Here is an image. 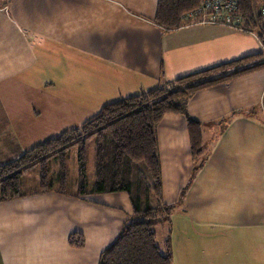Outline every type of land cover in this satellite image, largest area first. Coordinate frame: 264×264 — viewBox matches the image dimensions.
<instances>
[{"label":"crops","instance_id":"1","mask_svg":"<svg viewBox=\"0 0 264 264\" xmlns=\"http://www.w3.org/2000/svg\"><path fill=\"white\" fill-rule=\"evenodd\" d=\"M156 3L0 0V164L56 137L43 132L76 128L60 129L64 119L251 54L242 31L198 15L157 26ZM187 116L201 127L196 171L184 117L155 129L161 199L184 216L165 232L171 264H264V68L196 91ZM22 193L0 201V264H98L132 214L124 192Z\"/></svg>","mask_w":264,"mask_h":264},{"label":"trees","instance_id":"2","mask_svg":"<svg viewBox=\"0 0 264 264\" xmlns=\"http://www.w3.org/2000/svg\"><path fill=\"white\" fill-rule=\"evenodd\" d=\"M235 1L234 16L242 32L253 34L261 41L260 52L192 71L133 96L103 104L78 127L63 131L0 164V201L23 195L20 178L34 166L38 167L39 189L50 188L48 160L51 158L59 161L56 178L64 184L65 153L74 146L76 195L124 192L132 207V214L123 222L116 239L100 253L98 264H171L170 238H164L160 248L154 230L156 224L169 218L174 208L161 199L155 129L165 114L182 115L189 136L190 155L197 161L202 156L201 127L198 121L187 116L189 98L198 90L264 68V24L257 14L258 9L264 7V0ZM201 12V0H157L153 21L171 30L184 25L191 17L201 18ZM92 137L95 143L94 181L87 189L85 142ZM69 243L79 247L83 238L70 234Z\"/></svg>","mask_w":264,"mask_h":264},{"label":"rangeland","instance_id":"3","mask_svg":"<svg viewBox=\"0 0 264 264\" xmlns=\"http://www.w3.org/2000/svg\"><path fill=\"white\" fill-rule=\"evenodd\" d=\"M6 0L5 6L8 4ZM7 7V6H6ZM240 41H242L246 46L250 47V53H256L261 51V41H257V37L250 33H238ZM67 101V100H66ZM96 109V108H94ZM88 117L86 114L80 115L76 118L64 119L62 121L60 129L65 127H78V121L80 118ZM61 130H57L55 132H43L45 134L54 133V136H57L61 133ZM86 146V162H85V181L86 188L89 189L94 181V138H90L85 142ZM200 160L195 161V168L200 165ZM64 184H60L57 180V174L59 173V161L55 158H51L48 160V179L50 180L51 187L54 189H62L65 192L71 193L77 191V162H76V147L72 146L66 150L65 153V161H64ZM195 168L193 170H195ZM39 188V175H38V167L34 166L30 168L27 172H25L20 178V190L22 192L28 191L31 189ZM124 194V193H122ZM103 195H99L98 199L103 198ZM184 216L180 211L173 210L169 215V218L165 220L163 223H158L155 225L154 230L156 232V244L161 248L162 240L166 237L165 233L167 230H173L174 225L179 223ZM180 229V228H179ZM173 233L175 232L172 231ZM165 233V234H164ZM176 233V232H175ZM181 234V233H176ZM166 235V236H165Z\"/></svg>","mask_w":264,"mask_h":264},{"label":"built area","instance_id":"4","mask_svg":"<svg viewBox=\"0 0 264 264\" xmlns=\"http://www.w3.org/2000/svg\"><path fill=\"white\" fill-rule=\"evenodd\" d=\"M11 0H7L10 2ZM6 8V6H5ZM201 24H220L233 29L243 30L238 24V18L235 17L236 1L235 0H201ZM259 20L264 24V7L257 11Z\"/></svg>","mask_w":264,"mask_h":264}]
</instances>
